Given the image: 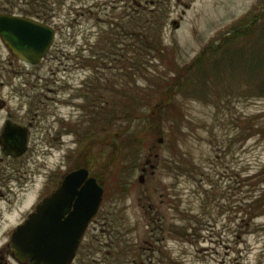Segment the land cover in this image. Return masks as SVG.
Here are the masks:
<instances>
[{
  "label": "rangeland",
  "instance_id": "1",
  "mask_svg": "<svg viewBox=\"0 0 264 264\" xmlns=\"http://www.w3.org/2000/svg\"><path fill=\"white\" fill-rule=\"evenodd\" d=\"M257 1L67 0L50 23L54 44L36 65L0 38V133L8 118L30 128L23 156L0 147V249L69 168L87 163L113 208L97 229L106 241L110 229L146 235L152 264H264V215L249 222L246 213L247 178L264 163L263 70L251 77L259 66L244 68L240 57L237 70L221 65L222 78L197 79V93L170 99L158 88ZM161 3L169 11L162 52L144 74L126 69L113 54L120 48L109 46L118 18ZM136 87L149 97L140 118L108 121L122 104L134 109Z\"/></svg>",
  "mask_w": 264,
  "mask_h": 264
},
{
  "label": "trees",
  "instance_id": "2",
  "mask_svg": "<svg viewBox=\"0 0 264 264\" xmlns=\"http://www.w3.org/2000/svg\"><path fill=\"white\" fill-rule=\"evenodd\" d=\"M67 0H0V13L20 14L23 16L37 18L46 23L53 21L55 12L62 7ZM132 1V0H131ZM136 5V2H135ZM168 9L165 5L156 4L153 8L141 7L135 12L126 14L121 19L118 18L116 28L113 32L112 39L116 40L109 44L116 49L113 54L121 58V62L127 61L126 69H134L136 73L144 74L149 67L152 54L162 52L163 42L162 33L168 18ZM111 26L115 23H110ZM114 31V30H113ZM240 41L242 44H240ZM248 46V49L240 48ZM118 53V54H117ZM256 57L258 59H245V56ZM243 67L247 68L248 64L254 63L255 67L250 70L249 75H257L254 71L263 70L264 72V0H258L254 7L236 23L232 29L207 46L200 55L189 65L183 67L175 73L166 82L158 83V88L164 90L163 98H175L177 95L197 93L196 80L205 78L208 74H214L217 78L223 77L221 65L226 64L235 70L241 59ZM254 59L256 61H254ZM263 64V65H261ZM124 68V66H122ZM245 77V76H244ZM261 87L264 88V76ZM202 93V92H201ZM140 88L134 91V109L130 110L122 104L119 111L111 112L112 117L108 121H132L140 118L141 109L149 97H145ZM259 95L264 97V92ZM130 97V94H126ZM108 116V113L106 114ZM118 116V118H116ZM119 129V134L123 135L124 131ZM138 137V135H136ZM136 140L125 138L124 144H132ZM138 142V141H137ZM126 168V167H125ZM125 180L122 178L120 181ZM250 186L247 202L246 213L249 222L252 219L264 215V163L261 164L255 172L247 178Z\"/></svg>",
  "mask_w": 264,
  "mask_h": 264
},
{
  "label": "water",
  "instance_id": "3",
  "mask_svg": "<svg viewBox=\"0 0 264 264\" xmlns=\"http://www.w3.org/2000/svg\"><path fill=\"white\" fill-rule=\"evenodd\" d=\"M0 38L15 57L36 65L52 48L56 30L37 18L0 13ZM28 143V126L11 119L5 121L0 133V147L6 156H23L28 151ZM88 173L86 168L67 173L58 188L13 230L9 246L19 261L72 263L80 239L102 200L103 188L96 178L88 177ZM140 181H144L143 175ZM72 206L74 210L66 216Z\"/></svg>",
  "mask_w": 264,
  "mask_h": 264
},
{
  "label": "flooded vegetation",
  "instance_id": "4",
  "mask_svg": "<svg viewBox=\"0 0 264 264\" xmlns=\"http://www.w3.org/2000/svg\"><path fill=\"white\" fill-rule=\"evenodd\" d=\"M98 77L101 78L100 75H98ZM1 104L3 103H0V106H2ZM71 132L75 131L73 130ZM147 163H150L149 160L147 161ZM154 167L155 166L151 165V168ZM80 168H86L89 171L88 177L96 178L97 183L103 188V194L96 214L92 217L87 229L80 239L76 255L71 264H152V253L149 255L148 252L149 250H152L153 242L149 240L146 235L134 237L131 235L135 234V232L128 231L117 232V234H115L114 231L110 229V232L107 235L108 241H106L104 239L105 233L98 232V226L103 225L104 222H108L113 214V208L111 209L110 205L106 204V189L100 181V178L93 172V169L88 166L87 163H81L69 168V170L61 177V180L67 173ZM61 180H59L56 187L51 191V193L58 188ZM40 202H38L36 206ZM35 208L32 211H34ZM74 208L75 207L72 206L66 216L70 212H72ZM29 213L27 214V216L29 215ZM152 237L153 236H150V238ZM159 241L161 242L160 238ZM104 245L108 246V248L112 247L113 249L112 251H110V249L107 248V252L103 256V258H100L96 254L102 251V246L105 247ZM0 264H29V262L19 261L12 252L8 243L6 244V246H3L0 249Z\"/></svg>",
  "mask_w": 264,
  "mask_h": 264
}]
</instances>
